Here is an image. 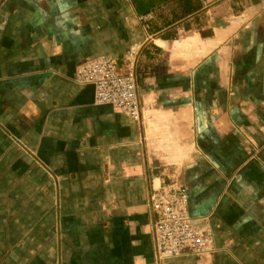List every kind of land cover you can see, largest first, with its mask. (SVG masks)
<instances>
[{"label":"crops","instance_id":"crops-1","mask_svg":"<svg viewBox=\"0 0 264 264\" xmlns=\"http://www.w3.org/2000/svg\"><path fill=\"white\" fill-rule=\"evenodd\" d=\"M187 1L0 0V264H264V0ZM129 51L138 123L73 81ZM171 177L211 251L156 256Z\"/></svg>","mask_w":264,"mask_h":264},{"label":"built area","instance_id":"built-area-1","mask_svg":"<svg viewBox=\"0 0 264 264\" xmlns=\"http://www.w3.org/2000/svg\"><path fill=\"white\" fill-rule=\"evenodd\" d=\"M134 66V54L130 51L124 55L121 66L112 56L90 57L75 67L73 81L92 85L96 105H109L122 112L129 121L138 123L140 107ZM148 197L157 257L172 258L211 251L212 234L189 215L186 189L175 177L168 182L161 181Z\"/></svg>","mask_w":264,"mask_h":264},{"label":"trees","instance_id":"trees-1","mask_svg":"<svg viewBox=\"0 0 264 264\" xmlns=\"http://www.w3.org/2000/svg\"><path fill=\"white\" fill-rule=\"evenodd\" d=\"M163 0H130V3L132 4V6H134L136 12L138 14H147L150 11H153V9L157 6H159L160 3H162ZM196 5L191 4L190 5V0L187 1L186 4H184L183 7V13L184 15L189 14L191 11V9L194 7L195 8ZM175 17L171 20H174Z\"/></svg>","mask_w":264,"mask_h":264}]
</instances>
